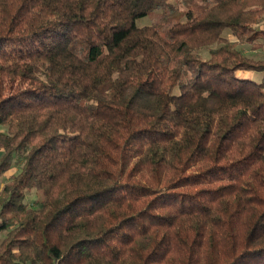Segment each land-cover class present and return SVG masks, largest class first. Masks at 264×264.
<instances>
[{"label": "trees", "instance_id": "16d2710c", "mask_svg": "<svg viewBox=\"0 0 264 264\" xmlns=\"http://www.w3.org/2000/svg\"><path fill=\"white\" fill-rule=\"evenodd\" d=\"M263 12L0 0V264H264Z\"/></svg>", "mask_w": 264, "mask_h": 264}, {"label": "rangeland", "instance_id": "374dc122", "mask_svg": "<svg viewBox=\"0 0 264 264\" xmlns=\"http://www.w3.org/2000/svg\"><path fill=\"white\" fill-rule=\"evenodd\" d=\"M149 22L148 17L141 18L139 20V24H146ZM255 28L264 29V12L258 16V22L255 25ZM224 37L226 38V41L223 40L222 42H215L209 46L208 48H218L222 47L224 43L229 44L227 47H234L236 49H240L246 56L252 59H264V38H259L256 40V42H244L241 41L240 38H238L236 35L232 34V32L228 29L224 31ZM207 47L204 49H201L199 52L203 57H208L207 55ZM251 77L255 79H260L261 75L260 73H247ZM21 157L18 155L17 159L14 161V167L6 173V176H4L1 180V183L3 184L5 181L9 180L10 177L19 172L22 164ZM43 198V194L40 191H36V189H32L28 192V200L30 202V205L37 206V201ZM34 200L33 202H31Z\"/></svg>", "mask_w": 264, "mask_h": 264}]
</instances>
